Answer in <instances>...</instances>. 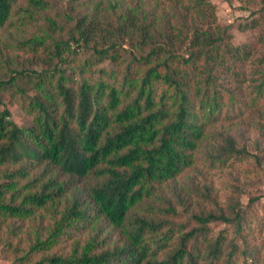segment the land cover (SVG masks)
<instances>
[{
	"label": "trees",
	"instance_id": "trees-1",
	"mask_svg": "<svg viewBox=\"0 0 264 264\" xmlns=\"http://www.w3.org/2000/svg\"><path fill=\"white\" fill-rule=\"evenodd\" d=\"M159 3L170 8L163 14ZM211 5L0 0V105L19 94L26 120L18 125L0 108V247L12 263L251 264L245 236L239 247L207 235L217 220L242 233L245 211L190 212L193 199L209 196L188 179L211 126L264 103V57L245 78L250 45L231 42ZM194 15L201 25L188 23ZM125 39L137 53L122 66L115 50ZM80 48L116 67L80 63ZM245 155L228 139L207 159Z\"/></svg>",
	"mask_w": 264,
	"mask_h": 264
},
{
	"label": "rangeland",
	"instance_id": "rangeland-1",
	"mask_svg": "<svg viewBox=\"0 0 264 264\" xmlns=\"http://www.w3.org/2000/svg\"><path fill=\"white\" fill-rule=\"evenodd\" d=\"M210 2L213 23L222 27L230 26L229 33L234 45H250V57L242 66L245 78H248L259 66V60L264 57V0H210ZM60 4L68 9L71 0H60ZM150 5L155 6L157 10V2ZM159 6H161L159 11L161 10L163 14L165 12L162 10L170 8L168 3L164 5L159 3ZM101 16L98 17L100 28L94 35V40L98 42L104 41L106 34L105 19ZM165 16L173 25L176 24L177 17L173 11ZM188 23L201 25L203 19L194 15L193 18L188 19ZM175 45L178 51L184 52V42L178 41ZM132 51L137 53L129 39H125L122 46L117 47L115 52L118 53L122 66L131 59ZM76 52L80 63L90 61L96 64L97 68L106 70L116 67L110 59H100L91 49L80 48ZM36 67L40 68L39 62L36 63ZM223 78L229 80L228 75H223ZM249 82L246 80L244 84ZM251 97L246 96V101L249 102ZM20 103V95L13 94L11 98L3 100L0 108L7 107L10 110L9 119L24 126L26 120ZM209 130L208 144L210 145L196 152L195 166L189 171L188 179L199 185L200 190L205 191V194L209 196L205 200L193 199L190 212L196 207H201L205 211L228 214L233 206L245 211L242 233H237L233 224L217 220L208 224L207 235L211 239L222 236L225 244L234 242L239 247L245 246L246 242L243 238L245 236L246 240L254 246L253 250L256 253L254 258L247 257L246 260L251 264H264V103L259 107L248 106L241 117L233 121H219ZM228 139H231L237 148L244 147L248 155L231 156L222 165L217 163L212 165L207 158L216 154L220 146L226 145ZM252 198L258 199L251 203ZM177 209L182 220L190 219L191 213L185 210V206H178ZM0 264L24 263H12L0 247Z\"/></svg>",
	"mask_w": 264,
	"mask_h": 264
}]
</instances>
